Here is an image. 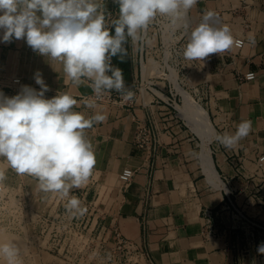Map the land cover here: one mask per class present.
Here are the masks:
<instances>
[{
	"label": "crops",
	"instance_id": "crops-1",
	"mask_svg": "<svg viewBox=\"0 0 264 264\" xmlns=\"http://www.w3.org/2000/svg\"><path fill=\"white\" fill-rule=\"evenodd\" d=\"M103 6L109 19L118 15V5L113 0H103ZM233 6L240 7L238 0H198L190 14L194 17L202 9ZM238 15L232 19L234 24L229 28L233 36H244L246 44L236 56L234 64L229 63L222 74H215L217 63H211L215 96L206 107L214 130V137L209 145L211 164L217 178L219 176L223 179L221 190L214 180L204 175L199 156H196L197 146L184 128H178L169 122V132L160 135L161 147L155 154L146 155L132 145L134 117L143 120L149 113L139 101L132 109L126 106L98 105L91 100V88L86 85L75 86L71 81H66L62 65L34 52L25 40L0 42V77L20 78L22 83L16 92L0 90V93L11 97L24 85L39 91V85L33 78L34 73L39 70L50 89L45 93L46 98H51L58 91H66L78 101L88 99L96 105L94 109H90L78 104L74 111L81 112L86 117L95 112H102L107 116L105 121L94 123L92 128L86 130L96 157L91 176L99 185H102L100 181L103 182L99 180L101 178L115 184L117 174L123 168L135 170L132 182L124 193L119 218L120 229L126 238L145 246L149 258L156 264H264V254L252 249L257 247L258 241L249 248L241 231H235L223 240L211 241L203 240L200 234V210L205 207L216 208L229 199L243 215L264 226V187L259 188L254 165L256 154L264 153V0L248 10L246 20L250 23V28L241 27L244 15L241 7ZM226 20L231 18L227 16ZM129 42L125 45L128 71L126 70L124 79L126 86L133 90L139 68ZM8 54L22 56L25 61L9 62L6 60ZM226 62L230 60L227 59ZM112 63L114 64V58ZM248 71L254 72L256 79L236 83L234 74ZM197 80V75L192 74L191 82ZM165 109L154 108L155 117L157 111L160 113ZM241 121L251 123L249 134L245 138L232 149L217 142V134L234 133ZM0 163L1 169L6 166L3 172L9 182H14L18 176L19 181L31 192H44L35 178L15 175L3 158H0Z\"/></svg>",
	"mask_w": 264,
	"mask_h": 264
},
{
	"label": "clouds",
	"instance_id": "clouds-1",
	"mask_svg": "<svg viewBox=\"0 0 264 264\" xmlns=\"http://www.w3.org/2000/svg\"><path fill=\"white\" fill-rule=\"evenodd\" d=\"M113 3L118 15L109 19L103 0H0V42L23 39L34 52L60 63L66 81L86 85L97 98L116 91L122 102L132 101L135 93L126 86L123 69L112 60L116 57L122 63L129 39L139 41L157 17L167 18L174 29L185 33L181 55L188 61L204 62L240 43L227 25L215 26L212 11L191 27L188 14L198 0ZM33 78L39 91L24 85L14 96L0 93V158L17 175L35 178L42 191L69 196L72 189L87 184L96 164L86 130L107 116L95 112L86 117L74 111L78 104L90 109L96 105L88 99L78 101L66 91L46 98L50 89L42 73L37 70ZM250 128L249 121H241L234 133L217 134L216 140L232 149ZM4 180L0 171V182ZM66 211L82 217L87 208L71 196ZM257 251L264 254V244ZM0 264H22L21 246L15 239L0 242Z\"/></svg>",
	"mask_w": 264,
	"mask_h": 264
},
{
	"label": "built area",
	"instance_id": "built-area-1",
	"mask_svg": "<svg viewBox=\"0 0 264 264\" xmlns=\"http://www.w3.org/2000/svg\"><path fill=\"white\" fill-rule=\"evenodd\" d=\"M259 1L261 0H238L240 7L244 10L243 20L241 19L242 28H250V23L246 20L247 12ZM239 8L233 6L202 9L197 11L194 17L189 12L188 19L191 27L194 28L200 23L203 13L212 11L216 14L215 26L229 27L234 24L232 19L239 16ZM226 15L231 20H226ZM166 20L168 22L166 31H163L158 24H155L156 29L151 23L143 32L141 39L136 42L139 74L132 90L135 93L133 100L122 102L121 95L118 93L105 94L99 98L92 94L91 97V100L98 105L118 104L129 109H132L139 101L143 108L149 110L145 119L134 117L133 120L135 132L132 145L146 155L155 154L161 147L160 135L169 132V122L188 131L191 141L198 147L200 140L178 116L177 108L181 104V97L177 93L176 85L187 91L206 111L208 102L215 96L211 63H217L214 73L222 74L229 63L234 64L236 56L246 44L244 36H234L240 43L230 50L219 55L213 54L204 62L188 61L181 55L187 36L182 30L174 29L167 18ZM179 31V38H175ZM154 39L155 44L152 43ZM227 59L230 62H226ZM192 74L197 75V82H191ZM255 79L256 74L251 71L234 74V80L238 84L252 82ZM21 84L20 78L0 77V90L16 92ZM158 107L166 109L159 110L160 113L157 111V117H155L154 108ZM254 165L257 170L255 176H257L259 188H263L264 153L256 154ZM134 175V169L123 168L117 175L118 186H104V191L100 190L102 186L97 180L90 176L86 185L72 189L69 196L65 197L51 192L34 196V193L24 186L23 198L19 197L21 201H18L16 206L29 210V216L24 215L25 223L27 222L26 230L37 241L54 248H50L49 254H55V248L60 247L53 257L61 264H156L149 258L145 246L126 238L120 229L119 218L124 203V193ZM218 180L223 186V179L218 176ZM97 185H99L98 188H96ZM90 192H92L91 195ZM37 195H41L42 204L46 206L45 210L28 208ZM71 196H76L81 201L82 207L87 208L84 216L74 217L66 211V205ZM10 208L16 213L17 209L14 205H10ZM17 216L23 215L17 214ZM199 217L200 234L205 241L223 240L229 234L241 231L245 235L249 248L255 241H258L257 247L259 244H264V226L243 215L230 199L223 201L216 208H202ZM257 247L252 249H258Z\"/></svg>",
	"mask_w": 264,
	"mask_h": 264
},
{
	"label": "rangeland",
	"instance_id": "rangeland-1",
	"mask_svg": "<svg viewBox=\"0 0 264 264\" xmlns=\"http://www.w3.org/2000/svg\"><path fill=\"white\" fill-rule=\"evenodd\" d=\"M155 24H158L161 26L163 31H166L165 28H167V20L165 17H157L153 22L152 26L157 29ZM180 31L177 33L175 38H179ZM129 45L134 49V57H136V64L139 68V55H137L136 52V42L129 40ZM155 39L152 41V43L155 44ZM150 42V45L152 44ZM6 60L9 62H19L23 63L25 58L24 57H17L12 56L8 54L6 56ZM23 60V61H22ZM177 92L181 93L179 90V87L176 86ZM181 97L185 99H189L187 94L183 91L181 93ZM187 103H190L189 100H185ZM196 104V102L193 100V103L190 105ZM114 107L119 106L118 104L113 105ZM199 141H198V147L196 156L199 155ZM2 164L0 163V171H4L5 167L1 169ZM130 168V167H129ZM17 175L16 173H14ZM19 177H15L14 182H9L5 179V181L0 182V233L7 234V236H10L18 241H20L21 246V253H22V264H61L58 260H54V255L57 253L58 250H60V247H56L55 254H49L51 249H54L53 247H49L48 245L42 244L40 241H37L36 238L31 237L29 232L26 230V224L25 223V216H29V210L21 209L20 207L16 206L21 201L23 197V189H24V183L19 181ZM103 180V182L100 181V184H102V188L100 190H103L104 186H118V182L113 184L110 181H104L103 178L99 179ZM9 192V193H8ZM17 194V197L15 195ZM36 193H34L35 196ZM20 197V198H19ZM44 199V198H43ZM23 201V200H22ZM37 203V204H34ZM11 206H15V209H17V214H22L23 216H17V214L10 208ZM32 209L37 210H45L46 206L43 203L40 196H36L30 203ZM41 205V206H40ZM29 208V206H28ZM25 215V216H24ZM97 236V234H96ZM41 240V239H40ZM43 241V240H42ZM51 248V249H50ZM84 264V263H83ZM143 264V263H141Z\"/></svg>",
	"mask_w": 264,
	"mask_h": 264
},
{
	"label": "bare ground",
	"instance_id": "bare-ground-1",
	"mask_svg": "<svg viewBox=\"0 0 264 264\" xmlns=\"http://www.w3.org/2000/svg\"><path fill=\"white\" fill-rule=\"evenodd\" d=\"M178 87L181 93L184 91L185 94H187V96L189 97V99H185V100L190 101V103H187V101H185L184 98L181 97V93L177 92L181 97V104H179L177 108L178 116L184 121V123L191 130V132H193L200 140L198 156L204 175L214 180V182H216V186L218 187V189L221 190L223 189V186L218 181L215 170L213 169L211 164V151L209 145L214 137V130L208 119V115L206 111L193 99V97L187 91L183 90L180 86ZM193 100L196 102V104L190 105L193 103ZM101 191H104V189ZM41 195L39 196L41 197ZM29 208H32L31 205L29 206ZM10 239H14V238L7 236V234L5 235L3 233H0V242H6ZM16 241L18 244H20V241L18 240Z\"/></svg>",
	"mask_w": 264,
	"mask_h": 264
},
{
	"label": "trees",
	"instance_id": "trees-1",
	"mask_svg": "<svg viewBox=\"0 0 264 264\" xmlns=\"http://www.w3.org/2000/svg\"><path fill=\"white\" fill-rule=\"evenodd\" d=\"M125 62H126L125 57H124V61L122 63L120 62V60L118 58L114 57V65L123 69L124 77H126V72L128 71L127 64Z\"/></svg>",
	"mask_w": 264,
	"mask_h": 264
}]
</instances>
